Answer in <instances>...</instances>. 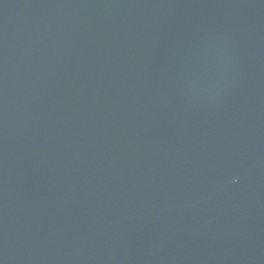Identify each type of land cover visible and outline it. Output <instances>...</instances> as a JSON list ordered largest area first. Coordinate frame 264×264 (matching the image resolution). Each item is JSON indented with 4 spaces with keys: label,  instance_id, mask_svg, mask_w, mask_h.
<instances>
[{
    "label": "water",
    "instance_id": "water-1",
    "mask_svg": "<svg viewBox=\"0 0 264 264\" xmlns=\"http://www.w3.org/2000/svg\"><path fill=\"white\" fill-rule=\"evenodd\" d=\"M0 264H264V0H0Z\"/></svg>",
    "mask_w": 264,
    "mask_h": 264
}]
</instances>
